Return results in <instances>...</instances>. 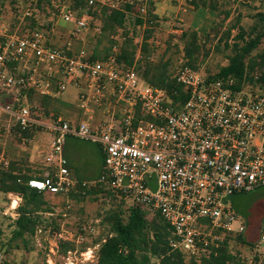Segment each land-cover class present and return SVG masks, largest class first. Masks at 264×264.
I'll use <instances>...</instances> for the list:
<instances>
[{
	"label": "built area",
	"instance_id": "obj_1",
	"mask_svg": "<svg viewBox=\"0 0 264 264\" xmlns=\"http://www.w3.org/2000/svg\"><path fill=\"white\" fill-rule=\"evenodd\" d=\"M77 1L85 9H75ZM144 1L59 0L47 23L36 20L34 28L25 26L35 18L31 8L19 12L13 26L0 15V171L11 165L4 148L12 129L32 136L28 141L46 130L52 137L45 158L51 172L30 177L28 185L66 195L77 184L64 157L66 140L95 145L103 154L98 183L128 207L159 215L169 226L172 247L198 259L226 236L245 234L246 221L230 198L264 187V86L258 70H247L239 83L183 66L175 80L186 100L176 102L134 67L124 69L115 54L95 58L86 44L89 34L103 32L101 9L141 5L145 14ZM60 26L71 29L61 32ZM59 37L62 45L54 42ZM77 42L82 46L75 50ZM70 85L80 92L83 109L95 105L107 121L94 126L63 116L45 120L41 101L61 98Z\"/></svg>",
	"mask_w": 264,
	"mask_h": 264
},
{
	"label": "rangeland",
	"instance_id": "obj_2",
	"mask_svg": "<svg viewBox=\"0 0 264 264\" xmlns=\"http://www.w3.org/2000/svg\"><path fill=\"white\" fill-rule=\"evenodd\" d=\"M58 1L0 0V15L7 25L13 26L18 23V13L31 8L35 18L30 19L25 26L32 27L36 20L44 26ZM144 4L147 9L145 14L139 11L141 5H121L120 10L126 11V19L123 27L115 33L102 32L97 37H93L92 33L88 35L86 47L96 58L116 54L120 48L127 47L134 55L133 67L141 68V73L151 63L165 66L167 76L173 79L190 62L205 75L212 76L228 65L234 43L243 44L241 39H237L239 32L244 38L264 32V0H145ZM74 7L85 9V5L80 2H76ZM127 7L131 9L127 10ZM68 29L71 27L60 26L61 32ZM63 41L60 37L54 39L57 45H62ZM144 43L147 45L146 52L143 49ZM81 46L77 42L74 49L78 50ZM188 47L194 51L192 58L186 56ZM263 53L264 40L249 58L258 60V56ZM78 95L79 91L70 85L61 98L42 100L44 119L67 115L63 103L73 101L77 105ZM28 137L12 129L11 134L5 138L4 150L11 165L21 175L44 177L51 172L45 158L50 152L52 137L46 130L37 133L31 141L26 139L32 136ZM83 144L92 145L86 142ZM34 145L39 146L41 155L39 161L30 163L29 157ZM82 169L74 170L72 177L77 176L75 179L78 181L68 194H44L49 212L42 214V224L36 233L22 239L12 237L14 222L18 217L17 209H11L15 197L0 192V264H98L100 245L111 234L104 220L108 213L120 208V201L105 193L77 192L75 189L79 183L84 184L82 180L89 182L100 177L94 165L85 168L83 172ZM97 184L98 181H95L82 186L92 190ZM235 197L250 205L255 201L262 202L247 217L242 214L245 213L242 209L240 215L246 222L264 217V187ZM22 202L21 198L20 204ZM249 222L251 226L252 221ZM78 236L81 237L80 242L76 239ZM225 239H228L231 254L243 264L251 261L252 264H264V248H257L258 239L246 240L244 236L235 235L226 236Z\"/></svg>",
	"mask_w": 264,
	"mask_h": 264
},
{
	"label": "trees",
	"instance_id": "obj_3",
	"mask_svg": "<svg viewBox=\"0 0 264 264\" xmlns=\"http://www.w3.org/2000/svg\"><path fill=\"white\" fill-rule=\"evenodd\" d=\"M77 2L84 4L82 1ZM129 9L131 8L127 7V10ZM100 18L103 22V33H115L116 30L123 27L126 11L104 7L101 9ZM139 22L143 23L142 21ZM32 27H36V23ZM237 37L238 40L243 41V44L234 43L228 65L218 72L217 77H233L241 83L247 70L249 72L258 70L261 72V81L264 86V53L258 56V60H250L249 58L250 54L264 40V32L248 38H244L239 32ZM146 47L147 45L144 43V52H146ZM186 52L187 58H192L193 49L188 47ZM115 56L124 69L134 66V55L127 47L120 48ZM189 65L195 68L190 62ZM165 68V66L149 63L142 73L141 68L136 69V71L147 84L155 88L166 89L174 101L184 102L186 95L182 86L176 82L175 78L170 79L167 76ZM175 92L178 96L175 95ZM29 179L30 177L21 175L13 165H10L7 171H0V192L15 194L23 200L17 207L18 217L14 222L12 232L14 239L34 235L37 228L42 224V214L49 212L46 208L47 203L44 201V194L31 188L28 185ZM82 185L79 183L75 190L83 194L105 193L118 200L101 183H98L96 188L92 190H87ZM119 207L121 209L111 211L104 220L110 227L111 234L100 245L98 264H155L153 261L157 264H243L229 251L228 239L222 242L218 248L210 247L208 254L202 255L198 259L190 258L187 260L180 251L172 247V234L169 226L159 215L149 216L142 207H126L123 201H120ZM123 208L126 210H122Z\"/></svg>",
	"mask_w": 264,
	"mask_h": 264
},
{
	"label": "crops",
	"instance_id": "obj_4",
	"mask_svg": "<svg viewBox=\"0 0 264 264\" xmlns=\"http://www.w3.org/2000/svg\"><path fill=\"white\" fill-rule=\"evenodd\" d=\"M80 93V92H79ZM79 97V95H78ZM63 109L65 110V112H67L68 114H64L63 117H65L68 120H71L72 122L75 123H80L82 121H89L91 122L94 126H98L101 123L107 121L108 116L105 114V112L98 108L95 105H91L90 106V110H85L81 107V104L78 100V104H74L73 101H69L67 103H63ZM62 106V105H61ZM74 111V112H72ZM77 138L74 137H69L66 140L65 146H64V157L66 158L67 162H68V167L71 173V177L72 174L74 172V170L76 168H83L81 170V172L84 171L85 168L90 167L91 165H94L96 167L97 172H99V176L101 175V171H102V167H103V154L102 152L99 150V148H94L93 145L88 146V144H83V142H80L78 140H76ZM95 146V145H94ZM46 149V147H45ZM40 148L37 145H34L32 150H31V155L29 157V162L30 163H34V161H39V157H40ZM45 151V150H44ZM31 176V175H30ZM34 177V176H33ZM77 177V176H75ZM75 177H72V179L76 180ZM32 178V177H31ZM99 179V177H98ZM82 180V179H81ZM80 180V181H81ZM78 181V180H76ZM96 180H91V181H85L82 180V182L84 184L86 183H91V182H95ZM12 196L15 197V199H13L12 202V210L17 209V207L20 205L21 202V198L12 194ZM236 196V195H235ZM233 196L231 199V204L233 206V208L239 213L243 212L242 209L244 210L245 213L242 214H246L245 216H249L250 214H252L256 207L258 205H260L262 202L260 201H255L253 203V205L248 204L246 201L243 202L242 199H240L239 197H235ZM17 201V202H16ZM16 202V205L14 204ZM15 205V206H13ZM264 217L259 220H247L246 222V232L243 235L244 238L246 240H250V239H259V235H260V229H261V224L263 221ZM252 221V225L250 226V222Z\"/></svg>",
	"mask_w": 264,
	"mask_h": 264
},
{
	"label": "bare ground",
	"instance_id": "obj_5",
	"mask_svg": "<svg viewBox=\"0 0 264 264\" xmlns=\"http://www.w3.org/2000/svg\"><path fill=\"white\" fill-rule=\"evenodd\" d=\"M17 202V201H16ZM16 202L14 203L15 205H16ZM15 205H13V206H15Z\"/></svg>",
	"mask_w": 264,
	"mask_h": 264
}]
</instances>
